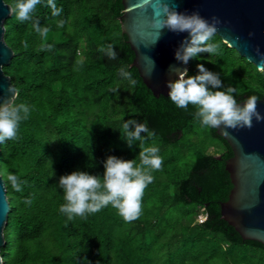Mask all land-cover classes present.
<instances>
[{"label": "trees", "instance_id": "1", "mask_svg": "<svg viewBox=\"0 0 264 264\" xmlns=\"http://www.w3.org/2000/svg\"><path fill=\"white\" fill-rule=\"evenodd\" d=\"M56 3L63 9L59 17L41 0L31 21L13 15L6 21L5 39L14 55L4 70L17 90L16 102H27L31 112L17 137L0 144V170L26 181L16 192L3 179L11 202L1 249L5 264H264V256L253 253L264 252V244L244 239L222 217L221 203L233 188L226 168L232 147L216 128L200 124L195 106L178 108L145 84L122 30L123 0ZM35 21L47 32H36ZM214 40L218 52L191 59L189 74L203 63L237 89L238 100L264 98V67L220 35ZM109 43L116 59L101 50ZM121 66L132 72L135 85L120 78ZM130 117L147 121L154 134H142V146H158L163 160L152 170L140 216L126 221L109 205L69 220L60 211L61 175L81 169L102 179L112 154L141 164L140 142L129 147L118 129ZM210 141L222 150L209 152Z\"/></svg>", "mask_w": 264, "mask_h": 264}, {"label": "clouds", "instance_id": "2", "mask_svg": "<svg viewBox=\"0 0 264 264\" xmlns=\"http://www.w3.org/2000/svg\"><path fill=\"white\" fill-rule=\"evenodd\" d=\"M51 8L52 16L59 17L63 12L56 0H46ZM150 0H144L149 3ZM41 0H12L9 4V14L20 22L31 21L36 6ZM156 10L154 25L160 30L167 28L176 33L187 32L175 50V58L182 65H187L193 58L202 53L216 54L220 49V42L214 40L220 19L213 16L210 19L201 15L198 10L180 11L178 6L169 0H157L153 5ZM63 25L64 21H59ZM36 32L44 34L47 28H42L39 21L34 22ZM160 33L158 34L159 37ZM110 59L117 58V51L111 43L101 49ZM257 55L264 60V52L259 48ZM261 67H264L261 65ZM198 71L189 74L188 68H177L174 79L167 81L169 89L167 96L178 107L188 109L195 106L194 117L202 126L219 128L251 127L253 118L264 120V112L258 108L259 95L251 94L243 100L237 99V89L231 84H225L220 72L210 70L203 63L197 65ZM119 76L135 85L137 81L126 66H121ZM8 91L13 93L0 102V144L17 137L22 121L30 116L31 106L27 102H16L17 90L12 84ZM242 101V102H241ZM129 147L140 142L142 150L139 152L141 164L135 159H126L117 155H109L104 161V173L94 174L86 170L77 169L59 177L58 186L63 191L64 203L60 211L69 220L75 217H86L111 205L116 208L120 216L126 221L138 218L142 212V197L146 187L153 181L152 170L162 166L163 160L160 148L156 145L143 147L145 135L154 133L148 128L147 121L139 122L135 118H128L118 128ZM0 178L6 179L10 187L16 192L22 190L26 181L8 171L0 170ZM25 203H30L26 200Z\"/></svg>", "mask_w": 264, "mask_h": 264}, {"label": "water", "instance_id": "3", "mask_svg": "<svg viewBox=\"0 0 264 264\" xmlns=\"http://www.w3.org/2000/svg\"><path fill=\"white\" fill-rule=\"evenodd\" d=\"M157 0H123L125 7L122 30L135 52L136 66L145 84L155 96H167V81L174 79L177 68L182 65L175 58V50L187 32L176 33L154 25ZM180 11L198 10L207 18L217 16L220 23L218 34L230 47L259 69L264 60L257 55V48L264 52V0H169ZM9 4L0 0V102L13 93L8 86L14 84L4 68L13 59V50L5 39ZM160 33L159 37L158 34ZM15 88V86H14ZM16 89V88H15ZM242 102V101H241ZM264 112V98L257 102ZM217 133L225 138L233 149V156L226 162L233 188L228 200L221 203L222 217L241 234L244 239L257 240L264 244V120L253 118L251 127H229L221 125ZM11 202L7 188L0 178V264H5L7 238L4 234L10 223Z\"/></svg>", "mask_w": 264, "mask_h": 264}, {"label": "rangeland", "instance_id": "4", "mask_svg": "<svg viewBox=\"0 0 264 264\" xmlns=\"http://www.w3.org/2000/svg\"><path fill=\"white\" fill-rule=\"evenodd\" d=\"M207 150L209 152H220L222 150V145L217 141H210ZM204 215H205L204 213L200 212V214H199V216H197V218L199 220H202L204 218ZM189 219H190V217L188 218V221H190ZM253 253L258 255V256H264V252H262V251H254Z\"/></svg>", "mask_w": 264, "mask_h": 264}]
</instances>
